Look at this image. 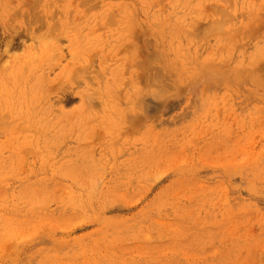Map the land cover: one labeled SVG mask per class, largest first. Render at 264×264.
Listing matches in <instances>:
<instances>
[{
  "label": "rangeland",
  "instance_id": "obj_1",
  "mask_svg": "<svg viewBox=\"0 0 264 264\" xmlns=\"http://www.w3.org/2000/svg\"><path fill=\"white\" fill-rule=\"evenodd\" d=\"M0 264H264V0H0Z\"/></svg>",
  "mask_w": 264,
  "mask_h": 264
}]
</instances>
